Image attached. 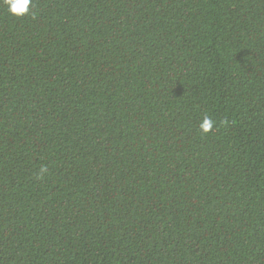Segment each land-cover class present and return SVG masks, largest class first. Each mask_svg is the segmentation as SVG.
Returning <instances> with one entry per match:
<instances>
[{
	"label": "trees",
	"instance_id": "trees-1",
	"mask_svg": "<svg viewBox=\"0 0 264 264\" xmlns=\"http://www.w3.org/2000/svg\"><path fill=\"white\" fill-rule=\"evenodd\" d=\"M0 264H264V0L0 3Z\"/></svg>",
	"mask_w": 264,
	"mask_h": 264
},
{
	"label": "clouds",
	"instance_id": "clouds-1",
	"mask_svg": "<svg viewBox=\"0 0 264 264\" xmlns=\"http://www.w3.org/2000/svg\"><path fill=\"white\" fill-rule=\"evenodd\" d=\"M0 3L6 5L8 11L14 16L21 17L29 13L32 0H0ZM214 123L210 117L205 116L200 124L201 131L204 133L209 132L213 128ZM223 123L227 124V121ZM47 171L46 167H42L39 170L38 177H42Z\"/></svg>",
	"mask_w": 264,
	"mask_h": 264
}]
</instances>
